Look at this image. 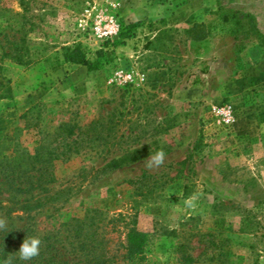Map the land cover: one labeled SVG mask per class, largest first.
Returning <instances> with one entry per match:
<instances>
[{"label":"rangeland","instance_id":"1","mask_svg":"<svg viewBox=\"0 0 264 264\" xmlns=\"http://www.w3.org/2000/svg\"><path fill=\"white\" fill-rule=\"evenodd\" d=\"M40 1L31 63H2L12 94L0 99V159L32 153L65 122L76 127L65 144L80 150L55 161V201L29 215L0 205V241L47 239L98 210L114 251L135 221L155 233L156 264H264V35L253 16L235 0ZM1 3L21 12L19 0ZM76 43L114 60L93 71L64 62ZM113 161L124 165L105 169Z\"/></svg>","mask_w":264,"mask_h":264},{"label":"trees","instance_id":"2","mask_svg":"<svg viewBox=\"0 0 264 264\" xmlns=\"http://www.w3.org/2000/svg\"><path fill=\"white\" fill-rule=\"evenodd\" d=\"M33 0H19L21 12L5 7L0 0V99L12 94L10 79L4 75L2 63L8 61L18 65L31 63L28 45L33 31ZM39 2H42L39 0ZM140 23H130L122 27L119 39L128 38ZM36 27V26H35ZM113 51L105 47L94 53L81 43L61 48L64 62L82 65L89 71L100 69L114 60ZM76 135V127L61 123L52 134L41 136L35 143L33 152L24 150L12 156L0 159V191L8 194L0 201L29 215L33 210L42 208L59 197L61 192H51L56 177V160L66 161L71 154H78L80 147L65 144ZM1 142V140H0ZM75 143V142H73ZM124 163L113 161L105 169H117ZM98 210H88L81 218H73L63 225V231L50 234L42 239L38 257L31 261H22L18 253L23 241L4 239L0 241V260L11 258L13 264H156L152 247L155 233L137 231L135 221L125 223V242L122 251L109 248V239L104 236L105 227ZM121 217V215L119 216ZM114 230V229H113Z\"/></svg>","mask_w":264,"mask_h":264},{"label":"clouds","instance_id":"3","mask_svg":"<svg viewBox=\"0 0 264 264\" xmlns=\"http://www.w3.org/2000/svg\"><path fill=\"white\" fill-rule=\"evenodd\" d=\"M164 157L165 154L163 150L156 152V154L150 158L149 167H152L153 164L155 166L161 165L164 161ZM194 200L195 197H191L188 201V206L193 207ZM5 223V221L0 220V228H2ZM41 244L42 241L39 237H29L27 239H24L19 250L16 251V253H18L19 259L22 261H31L35 257H38L41 251ZM0 264H13V261L11 258H8L0 260Z\"/></svg>","mask_w":264,"mask_h":264},{"label":"crops","instance_id":"4","mask_svg":"<svg viewBox=\"0 0 264 264\" xmlns=\"http://www.w3.org/2000/svg\"><path fill=\"white\" fill-rule=\"evenodd\" d=\"M235 3L245 13L253 16L259 32L264 35V0H235Z\"/></svg>","mask_w":264,"mask_h":264},{"label":"built area","instance_id":"5","mask_svg":"<svg viewBox=\"0 0 264 264\" xmlns=\"http://www.w3.org/2000/svg\"><path fill=\"white\" fill-rule=\"evenodd\" d=\"M225 110V114L229 115L230 116V111L228 109H224Z\"/></svg>","mask_w":264,"mask_h":264}]
</instances>
